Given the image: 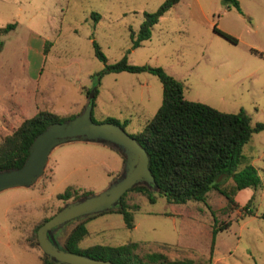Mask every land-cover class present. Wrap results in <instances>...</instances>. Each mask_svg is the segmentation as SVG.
Wrapping results in <instances>:
<instances>
[{"label": "rangeland", "instance_id": "1", "mask_svg": "<svg viewBox=\"0 0 264 264\" xmlns=\"http://www.w3.org/2000/svg\"><path fill=\"white\" fill-rule=\"evenodd\" d=\"M55 1L29 0L15 17L13 3L3 10L12 26L0 32V137L37 110L61 117L78 113L87 100L85 90L94 87L95 121H124L127 133L142 127L160 103L159 80L147 71L121 70L105 72L96 81L102 62L91 40L106 62L125 54L129 63L160 66L181 81L184 98L222 111L243 109L251 123L264 121V0H237L239 10L222 0H179L135 47L129 30L136 31L142 12L154 10L162 0H58L67 5L63 12ZM213 25L235 42L215 33ZM242 150L251 154L260 185L243 188L234 198L242 205L251 195L253 215H244L239 207L222 210L225 198L214 189L206 192V203L168 202L155 191L149 201L131 190L124 200L137 206L133 226L126 228L114 210L95 214L84 219L87 234L79 246L132 240L138 242L139 255L158 250L168 258L202 261L209 252L212 223L229 221L213 234L210 264H264V220L257 216L264 213V128L253 132ZM121 166L120 154L102 143L74 140L54 146L33 184L0 190V264H38L41 251L28 246L26 237L41 217L63 204L55 193L66 185L99 191ZM74 222L65 223L60 235Z\"/></svg>", "mask_w": 264, "mask_h": 264}, {"label": "trees", "instance_id": "2", "mask_svg": "<svg viewBox=\"0 0 264 264\" xmlns=\"http://www.w3.org/2000/svg\"><path fill=\"white\" fill-rule=\"evenodd\" d=\"M177 1L162 0L154 10L143 11L136 31L129 30L131 47L137 46L142 39L147 38L158 16ZM222 1L227 7L232 5L239 10L237 0ZM96 17L97 14L94 13V19ZM11 26V22L6 23L0 27V32L6 31ZM212 30L229 41L235 42L233 36L215 25ZM46 43L45 40L44 44ZM91 43L94 55L102 62V67L95 72L96 81L105 72L147 71L155 75L161 84V98L156 110L139 130L129 133L146 151L147 166L153 176L154 186L138 182L126 189L113 207L79 217L62 239L60 247L90 257L107 259L113 264H210L213 234L227 227L229 221L212 223L209 252L202 261H195L189 257L168 258L158 250L146 251L139 255L135 251L138 242L132 240L115 245L93 243L81 247L78 242L87 234L83 221L95 214L114 210L121 214L123 225L131 228L133 226L132 210L137 206L129 205L124 200L126 192L131 190L140 192L149 201L154 199L153 191H155L163 195L168 202L184 203L190 199L206 203V192L214 189L225 198L222 210L239 207L244 215H253L249 206L251 195L242 205H239L234 195L239 189L254 190L260 185L257 170L251 163V154L243 151L242 147L250 140L253 132L264 128V121L251 123L249 115L243 109L235 112L222 111L204 102L186 99L182 94L181 81L162 67L129 63L125 54L113 62H106L97 43L94 40H91ZM249 50L261 55V52L254 48ZM85 94L86 102L91 104L90 117L95 120L91 110L96 88L94 87L90 93L86 89ZM71 116L73 115L61 117L48 110H37L29 117L21 118L10 127L8 133L0 137V170L19 166L27 154L31 139L38 131L50 122ZM102 120L115 122L123 128L124 121L119 122L112 117ZM104 144L115 149L123 160V154L113 144ZM89 192L73 185H66L61 191L55 193V197L65 201L79 198ZM48 216L41 217L34 225L31 234L26 237L28 246L37 248L35 229ZM257 216L264 220L263 212L258 213ZM38 264H52V262L41 253Z\"/></svg>", "mask_w": 264, "mask_h": 264}, {"label": "water", "instance_id": "3", "mask_svg": "<svg viewBox=\"0 0 264 264\" xmlns=\"http://www.w3.org/2000/svg\"><path fill=\"white\" fill-rule=\"evenodd\" d=\"M90 109L91 104L85 102L82 109L70 118L47 124L33 136L27 154L19 166L0 170V190L13 186H29L41 175L50 150L58 144L74 140L111 143L123 154L121 172L104 188L79 198L65 200L36 227V245L52 264H113L107 259L61 248V239L70 229L64 231L57 240H54L50 233L62 228V225L71 219L77 221L81 216L113 207L120 195L138 182L154 186L144 148L117 123L92 120Z\"/></svg>", "mask_w": 264, "mask_h": 264}, {"label": "crops", "instance_id": "4", "mask_svg": "<svg viewBox=\"0 0 264 264\" xmlns=\"http://www.w3.org/2000/svg\"><path fill=\"white\" fill-rule=\"evenodd\" d=\"M29 0H0V27H2V26H4L6 23H10V22H7V20H8V18L9 17H2V16H4V15H2V13H3V10H4V8L6 7V3L7 2H10V3H13V5H14V8H13V12L15 13V15H14V17L15 16H17V14L19 13V11H21V5L23 4V3H27ZM32 1V0H31ZM36 1V0H35ZM179 1V0H178ZM177 1V2H178ZM177 2L172 6V7H170V8H168V9H174V7H175V5L177 4ZM32 3V2H31ZM54 3H57L56 4V6H55V8H57V10L58 11H64V8L67 6H62L61 5V2H59L58 0L57 1H55ZM168 9H166L165 11H167ZM25 10H28V8H26ZM30 11H31V8H30ZM37 10L35 9L33 12H30L29 13V15L31 16L32 14H35V12H36ZM164 11V12H165ZM163 12V13H164ZM27 13H28V11H27ZM162 13V14H163ZM62 14V13H61ZM14 17H10V20H14L15 18ZM28 18V17H27ZM6 22V23H5ZM12 23V22H11ZM216 33V32H215ZM48 43V45H49V42H47ZM24 118V117H23ZM21 119V118H20ZM20 119H18V121L20 120ZM17 121V122H18ZM16 122V123H17ZM15 125V124H14ZM102 144H104V143H102ZM104 145H106V144H104ZM250 146V145H249ZM250 154V153H249ZM251 161H252V156H251ZM239 190H241V189H239ZM238 190V191H239ZM236 194V193H235ZM81 240V239H80ZM79 240V241H80ZM78 244H79V242H78Z\"/></svg>", "mask_w": 264, "mask_h": 264}, {"label": "flooded vegetation", "instance_id": "5", "mask_svg": "<svg viewBox=\"0 0 264 264\" xmlns=\"http://www.w3.org/2000/svg\"><path fill=\"white\" fill-rule=\"evenodd\" d=\"M71 220H72V219H71ZM69 221H70V220H69ZM67 222H68V221H67ZM67 222H66V223H67ZM64 225H65V223L62 225V228H63ZM56 232H58L59 234H58V233H57V234L60 235V234H61V233H60V232H61L60 228H58V229H56L55 231H53V232L50 233V236H51L53 239L55 238V233H56ZM58 235H57V236H58Z\"/></svg>", "mask_w": 264, "mask_h": 264}]
</instances>
